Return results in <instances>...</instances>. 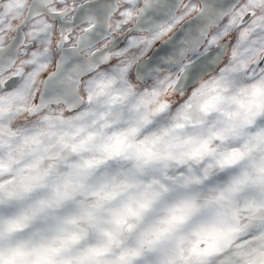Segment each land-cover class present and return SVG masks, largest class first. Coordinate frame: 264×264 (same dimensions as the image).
Segmentation results:
<instances>
[{
	"label": "snow or ice",
	"instance_id": "snow-or-ice-1",
	"mask_svg": "<svg viewBox=\"0 0 264 264\" xmlns=\"http://www.w3.org/2000/svg\"><path fill=\"white\" fill-rule=\"evenodd\" d=\"M0 264H264V0H0Z\"/></svg>",
	"mask_w": 264,
	"mask_h": 264
}]
</instances>
